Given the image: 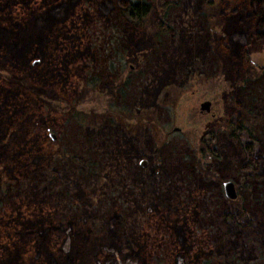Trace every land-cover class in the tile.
Returning a JSON list of instances; mask_svg holds the SVG:
<instances>
[{"label": "trees", "instance_id": "16d2710c", "mask_svg": "<svg viewBox=\"0 0 264 264\" xmlns=\"http://www.w3.org/2000/svg\"><path fill=\"white\" fill-rule=\"evenodd\" d=\"M176 4V0H0V60L9 71L23 74L26 83L0 75V264H90L81 259L84 248L70 243L63 247L64 235L58 234V220L46 203L11 196V191L35 170L52 177L58 158L78 160L63 135L72 119L81 122L85 113L81 103L88 89L102 84L112 90L106 97L109 107L128 108L129 89L143 76L139 66L133 65L137 59L128 58V53L138 52L139 63L147 59L146 52L155 50L169 34V13ZM199 14L207 20L216 17L237 23L227 33H218L215 43L229 55L234 69L245 68L237 70L232 85L242 87V96L230 90L232 104L223 127L242 149L245 166L251 170L259 142L254 129L258 119L251 104L256 91L246 81L264 75V61L256 64L249 58L246 36L264 38V0H201ZM33 58L37 62L32 63ZM217 62L219 66L218 57ZM32 86L55 92L59 105H52ZM215 131H203L196 146L180 136L190 147L188 155L196 171L215 155ZM86 153V167L91 168L96 160L88 148ZM249 174L245 171L233 179L237 194L240 186L246 190L250 186ZM206 191L192 183L180 192L174 212L167 211L165 203L147 212L121 264H129L127 260L222 264L214 253L209 228L201 224L199 200ZM68 229L70 234L77 233L75 228Z\"/></svg>", "mask_w": 264, "mask_h": 264}, {"label": "rangeland", "instance_id": "374dc122", "mask_svg": "<svg viewBox=\"0 0 264 264\" xmlns=\"http://www.w3.org/2000/svg\"><path fill=\"white\" fill-rule=\"evenodd\" d=\"M176 1L169 13L171 30L155 50H148L151 40L147 43V59L139 63L138 52L128 53L143 73L126 96L128 108L109 107L106 97L112 90L102 84L88 89L81 103L83 121L72 119L63 135L78 160L58 158L52 177L35 170L11 191V196L46 203L58 220V234L64 235L63 247L70 243L84 248V263L121 264L145 214L164 203L167 211L174 212L180 192L194 183L207 189L199 200L201 224L209 228L222 264H264V75L246 81L256 91L251 104L259 139L249 170L242 149L223 127L232 104L230 90L242 96V87L232 86L238 69L215 43L218 33H227L237 23L204 19L199 14L201 0ZM246 49L254 63L264 61V38L247 35ZM197 67L211 71L199 72ZM209 72L213 75L206 76ZM0 75L26 84L23 74L9 71L3 60ZM32 87L52 105H59L55 92ZM203 99H209L207 111L198 108ZM172 126L178 127V133L171 132L176 129ZM209 128L217 130L212 141L215 155L197 172L188 155L190 147L180 136L196 146ZM87 148L96 160L91 168L85 163ZM245 171H250V186L247 190L240 186L234 198L226 197L221 180L235 179ZM60 217L66 221H59ZM68 226L77 233L70 234Z\"/></svg>", "mask_w": 264, "mask_h": 264}, {"label": "water", "instance_id": "95a60500", "mask_svg": "<svg viewBox=\"0 0 264 264\" xmlns=\"http://www.w3.org/2000/svg\"><path fill=\"white\" fill-rule=\"evenodd\" d=\"M35 62H37V58L32 59V63ZM198 108L200 111H207L209 109V99H203L199 101ZM174 128H176V126H172V129ZM48 134L50 135L51 138H54V133L52 131H49ZM221 188L223 194L228 198H234L237 194L233 179L226 178L221 180Z\"/></svg>", "mask_w": 264, "mask_h": 264}]
</instances>
